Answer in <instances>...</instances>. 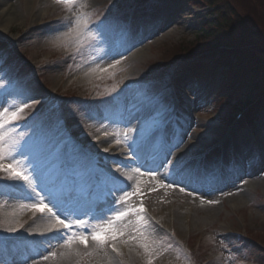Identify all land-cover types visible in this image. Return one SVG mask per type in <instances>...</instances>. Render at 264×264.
I'll return each instance as SVG.
<instances>
[{
    "label": "rangeland",
    "instance_id": "1",
    "mask_svg": "<svg viewBox=\"0 0 264 264\" xmlns=\"http://www.w3.org/2000/svg\"><path fill=\"white\" fill-rule=\"evenodd\" d=\"M1 1L3 0H0V5ZM26 1L33 5L32 9L27 10ZM103 1L85 0L88 7L84 11L90 13V23L94 21V17L100 16L97 7L107 9L112 4L110 0H105L107 1L105 7ZM231 1L239 8L241 15H237L236 12L231 13V10L227 9L225 14L229 23L218 27L215 31L217 32L221 28L220 32L232 24L228 30L235 40L246 39L249 42H258L256 35L246 33L237 22H244L249 27L251 24L257 32L261 33L258 27L264 29V20L253 9L249 0ZM11 2L14 5L8 11L1 12L2 7L0 6V39L4 40L6 45L14 41L16 52H24L27 55L22 67L27 76L26 78H24L25 76L21 77L19 73V77L13 80L12 85L20 86L22 81L27 82L25 87L22 85L21 88L17 89V93L20 98H24V103H31V101L37 103L32 104L24 111V118L20 121L24 122L31 108H33L32 111L37 108L43 110L40 122L31 125L27 131L22 129L17 131L25 134L24 139L21 141L22 150L26 146H31L34 158L40 162L42 175H38L37 180L41 182V186L44 182H56V164L52 162L58 154L64 160H67L71 154L77 167L85 168L89 163L91 151H94L95 154L101 153L100 146L96 144V140L92 141L93 138L100 140L107 137L111 142L117 141L115 133L119 131L122 135L124 130L119 128V124L115 125L114 122H118L119 118L117 117L122 114L128 105L133 104L136 107V104H139L149 109V113L134 124L136 128L130 133L132 139L136 135H138L137 138L140 137L150 127H156L160 115L165 114L170 107L166 96L170 95L172 97L173 93L169 89L170 86H167L161 94L163 97L161 100L163 102L162 107L159 108L161 103L154 104V96L150 95L152 92L140 90L146 80L147 72H149L144 65L158 58L157 50L164 44L178 43L180 40H192L202 23L213 17V8L219 18L223 16V12H218L219 8L215 6L216 3L212 4L213 7H209L206 4L195 6L192 0L169 1L168 6L161 11L159 19L155 21L157 26L148 30L140 40L131 46L118 50L116 47L121 44L122 39L115 44L112 41L114 39L116 41L118 34L106 32L99 40H103L104 43L108 41L106 45L109 50L99 53L97 58L87 62L82 57L83 54L88 53L87 51L83 52L84 43L77 42L74 36L65 35L71 27L68 20L64 19L62 15L61 19L64 22L66 21L65 25L54 22L59 19L54 16V10L56 9V13L64 10L62 5L54 3V0H11ZM259 2L260 7H263L264 0ZM178 7L180 12L169 10L170 8L176 10ZM41 11L44 13H41ZM6 12L7 16L3 15ZM66 17H71V13H67ZM5 18L11 19V31L4 28ZM48 22L55 24L57 27L48 25ZM95 28L96 24L94 25ZM32 29L34 30L29 36L31 38L27 37L23 41H18L22 35ZM90 29L94 30L93 28ZM120 35H124V32L120 31ZM261 35L264 34L261 33ZM90 41L91 39H88L85 45ZM79 44L80 46H78ZM7 48L8 46L2 47L4 53H6ZM240 52H245L241 53L240 58L249 57L251 53L260 55L257 46L240 50ZM62 53L70 56H64ZM81 54V57H77ZM116 61H119V64H116ZM113 65L114 67H110ZM206 70H208V75L212 76L210 68ZM3 72L8 78L10 77L8 66L4 68ZM217 72L219 74L215 76L212 83L193 79L189 72L186 74L181 72L174 79V86L181 90L180 95L183 103L180 116L176 117L179 120L178 128L182 129L184 121L188 123L189 117L195 121V126L189 124L188 132L183 135V143L185 144H192L191 142H193L196 145H202L213 142L211 137L216 136L218 138L226 132L225 125L221 124L217 113L213 111V108L214 110L217 108V104L212 101V95L219 88V78L221 76V71L217 70ZM33 82L36 85H32ZM114 86L116 88V93L113 94L114 100H111L108 105L114 109L116 108V114L112 116L107 114L106 105L102 109L103 113L98 116L99 118L96 117L94 113L96 115L98 113L95 109H92L87 99L98 98L105 91L107 92V89ZM119 87L120 92L118 93ZM60 92L67 93V97H74L56 101V97L64 96ZM53 96H55L54 100H50ZM7 99L10 102L13 100L19 101L13 94ZM42 99L43 101L46 100L44 104H40ZM47 105L50 107L58 106L59 110L56 113H50L46 110L49 108ZM261 118H263V115L259 117L260 120ZM21 124L17 123L16 127H20ZM65 129L71 131V133L60 138V133ZM257 129L258 127L255 130L257 131ZM105 133L108 135H105ZM245 137V134L235 135L233 139L246 142ZM65 138L70 139L71 143L61 152L60 145ZM257 139L260 140L258 134ZM72 143L76 146H73ZM79 143L84 145V150L77 146ZM261 144L264 149V141ZM178 148H175L177 153L167 159L172 160L173 165H168L167 160L165 161L163 166L165 172L171 173L184 162L187 154L186 150H179ZM83 153H87V156L83 161H80L79 158L84 156ZM2 176L3 174L0 173V184H4L3 187H0V222L3 223L4 227L23 224L24 228L20 229L18 233H7L4 231V227H0V238L14 234L32 236L30 233L35 234L38 231L31 225L38 212L34 213L27 205L33 201L28 202L23 207L14 206V203H11L14 193L12 191L13 185L11 182L3 180ZM247 178L246 182L242 181V178L240 179L243 183H240V180L237 181L236 189L243 187L245 190L235 199H229L225 195L224 191L229 189H221L223 190L221 191L220 188H217L213 191L214 188L212 189L209 184L204 182L194 184L190 191L183 189L176 194L166 188L167 180L165 176L159 178L152 193L140 191L143 195L132 196L128 206H136L142 202L146 209L144 215L150 222L145 231V236L152 242L151 246L155 250V258L152 260V264H181L184 256L183 248L187 245V241L189 247L192 248L200 241V245L206 249L203 252L205 258L210 256L208 254L213 255V253H216L219 260L214 264H252L250 258L240 257V255L237 257V263L236 257L233 255L235 244L232 242V233L243 231L247 227L256 230L257 238L263 240L261 244L264 245V234L261 233L264 232V176L256 173L253 176H247ZM200 192H209L205 197L212 194L217 195L215 201H219V203L215 204L219 213L213 214L214 216L210 219H204L206 218L203 215L204 211H201V208L197 205L198 203H196L200 200V197H204ZM120 195H122V192L115 193L116 198ZM192 209L196 210L197 213ZM185 215L188 216L187 219H185ZM131 217L128 219L131 220ZM155 223L158 224V227ZM135 227L132 223L128 224L125 227L124 235L118 237L115 241L122 253L121 255L111 252L107 245L103 247L111 253L115 264H148V257L141 247L142 238L133 230ZM162 228L165 229V232ZM133 236L136 239H132ZM111 243L112 241L109 240L108 244ZM80 247L84 250L88 249L82 244ZM101 250L100 247L97 254ZM95 254L96 251L89 256L82 255L75 264H106L95 257ZM0 262H3L1 258ZM45 263L39 261L36 264Z\"/></svg>",
    "mask_w": 264,
    "mask_h": 264
},
{
    "label": "snow or ice",
    "instance_id": "2",
    "mask_svg": "<svg viewBox=\"0 0 264 264\" xmlns=\"http://www.w3.org/2000/svg\"><path fill=\"white\" fill-rule=\"evenodd\" d=\"M54 3L62 5L66 12L71 13V17H64L71 25L68 33L65 34L66 36H74L79 43H83L85 39L97 38L96 34L89 28L90 13L84 11L88 7L85 0H54ZM116 64H119V61H116ZM110 67H114V65ZM5 87L7 85L0 81V88ZM111 91H116L115 86ZM35 103L37 102L24 103L23 100H13L8 106L0 105V173L3 174L2 179L22 182L20 186L29 190L24 198L33 201L27 207L31 208L34 213H47L46 218L49 221V226L45 231L52 234L51 238L62 241V246L68 252L72 251L73 245L76 243L87 247L88 240L91 239L101 248L107 245L117 255H121L122 253L115 241L118 237L124 235L121 226L127 227L128 224L133 223L128 218L135 216L136 227L133 230L142 238L141 247L148 257V264H152V260L155 258V250L151 246L152 242L145 236V231L150 223L144 215L146 209L142 202L136 206H128L132 196L143 195L140 192L139 185H137L135 192L123 191L122 195L116 198L115 193L121 192L125 185L116 177L112 170L101 169L99 163L87 168H78L71 154L67 160L62 159L58 154L52 162L56 164V182H44L43 186H41V182L37 180V176L42 175L40 162L34 158L31 146H26L22 150L21 141L24 139L25 134L23 132L18 133L14 123L22 120L24 118V109ZM132 131L133 129H127L122 135L117 131L115 133L117 143L128 144L132 139L130 135ZM105 135L108 134L105 133ZM70 143V139H63L60 145L61 152ZM128 147L129 156L136 153L138 158L139 144L133 141ZM104 151L107 152L108 149H104ZM83 155L87 156V153H83ZM132 162L135 163L136 159L134 158ZM166 163L173 165L172 160H167ZM115 172L121 173L130 181L133 179L134 174L141 173V169L133 167L130 171H125L117 167ZM150 174L155 176L154 172ZM189 179L197 183L204 182L198 177L190 176ZM97 187L104 190L106 199L108 197L112 198L113 206L102 210L99 213L100 218L95 224H92L89 220L77 218L78 208L81 200L86 196H90ZM207 202L209 204L219 203V201L215 200ZM109 212L111 215H107ZM0 227H4L2 222H0ZM23 228V224H18L4 227V231L7 233H18ZM131 238L136 239L135 236ZM109 240L112 241L110 245L108 244ZM64 254L61 253V255ZM56 256L57 253L55 251H50L48 255L42 256V259L48 260L49 257L55 258ZM0 264H3V262H0ZM33 264H36V262H33Z\"/></svg>",
    "mask_w": 264,
    "mask_h": 264
},
{
    "label": "bare ground",
    "instance_id": "3",
    "mask_svg": "<svg viewBox=\"0 0 264 264\" xmlns=\"http://www.w3.org/2000/svg\"><path fill=\"white\" fill-rule=\"evenodd\" d=\"M13 5L14 4L11 2V0L1 1V5H0L2 7L1 12L2 11H8L11 7H13ZM25 6H26L27 10L33 8V5L29 1H26ZM41 13H44V12L41 11ZM3 15L7 16V12ZM5 20H6L5 21V29L9 27V23H10V27H11V19L5 18ZM144 112H145L144 110L137 111L136 108L127 106L123 110L122 114L117 117V118H119L118 122H114V123H115V125L119 124V128L123 129L124 131L127 129H133V131H134L136 126H134L133 122H135V123L138 122L139 118L141 119V117L145 114ZM190 122L191 121H189V119H188V123H190ZM193 122H195V121L193 120ZM186 124H184V126L182 127L181 130L177 129L178 135L175 134L176 129L172 128L169 130V132H168L169 138L167 140V145L162 146L163 151L158 158L153 159L152 158L153 155H151L149 157V159L147 160V162H143V160H141V161H139L138 164L133 163L129 159L121 162L120 159L116 156L119 153L121 155H123L125 153L126 147L129 149L128 145L132 144L131 140L128 142V144H125V143H117V141L110 143V140H108L109 138L107 139V137H104L103 139H100V140L98 139L96 141V144H98L100 146L99 148H100L101 153L106 154L105 158L103 156L101 158H98L99 165L101 166L100 168L101 169L107 168L110 170H114V174L116 175V177L124 183L125 186L123 187V189L126 191L135 190L137 185H139L140 191H146L147 193H152L154 191L156 184L158 183L159 178H161L162 176H165V178H166V173H165L164 169L162 168L165 160L168 159L169 157L173 156L175 153H177L175 151H177L176 149L178 147H179L178 148L179 150H182V149L188 147L187 143L186 144L183 143V140L181 139V138H183V135L186 134L189 130L188 129L189 125L188 124L186 125ZM173 130H174V133H173ZM175 136L177 138H175ZM152 143H153V138L149 137L145 140L144 147L147 148ZM109 144H110V147H109ZM222 144L230 145V142L228 140H224L222 142ZM237 148L239 149V153L242 156L243 154L241 151L244 152V149H242L240 144H237ZM104 149H108V151L105 152ZM140 150H141V146H140ZM169 152L171 154L166 155V153H169ZM133 154L135 155V153H133ZM84 158H85V156H81L79 159H80V161H83ZM192 164L193 163L190 162L186 166L182 167L179 171H177L174 175L170 176L168 178L166 188L168 190H171L174 193L178 194L179 190L182 188H184L186 190H191L193 188L195 182L192 179H189L190 176L191 177H198L204 182H207V180L217 177V175L210 173L208 171H202L200 174H198L197 170L188 169L189 165H192ZM117 167H120V168L124 169L125 171H130V169L133 167H139L141 169V173L140 174H134L133 179L129 181L121 173L115 172V169ZM241 169L242 170L240 172V176H242V174L244 175L245 173H247V174L253 173V170H246L243 168H241ZM153 172L155 173V176L150 174ZM237 176L238 175L235 173L227 172L224 175L219 176L220 181H217V182L215 181L212 184L218 188H226L227 189V187H229V190L225 191L226 196L229 199H235L241 195L240 191L235 189L234 181L237 180L238 178H240ZM124 179H126V180H124ZM205 196L206 195H204V197H200V200L197 201L196 203H198L197 205H198V207L201 208V211H204L203 215H204V217H206L204 219H210V217L214 216L215 214H218L219 212H218V208H217L215 203L209 204L207 201L216 200L217 195L212 194V195H209L208 197H205ZM24 197L25 196H23V197L16 196V197H13V199H14V201H24L25 203L30 202L29 200L25 199ZM102 197H104V196H102ZM104 202H106V199L103 200V203ZM194 212L197 213L196 210ZM184 217H185V219H187L188 216L185 215ZM131 221L133 222L132 224L134 226H136L135 225V216L131 217ZM43 224H49V221L47 220V218L44 221H42V225ZM32 226L33 227L40 226L39 221L33 222ZM121 230L124 232L125 227L121 226ZM51 241H52V238L50 237L45 243L50 244ZM97 248L98 247L96 245H93L91 247V249H93L94 251ZM52 251H55L57 253V256L55 258L49 257L48 262L45 264H48V263L49 264H75L76 261L81 257V255L83 253V250L78 247V243L73 245V249L71 252H68V250L62 246V243L60 244L59 248L54 249ZM97 251H96V254L94 256L99 258L100 261H104L106 264H115L112 260V255L109 251L101 250V251H99L98 254H97ZM61 253H65V254L61 255ZM31 256L34 257L35 253H31ZM42 260L43 259H34L32 261V263L33 262L37 263V262L42 261ZM16 261L22 262L23 259L20 257H17Z\"/></svg>",
    "mask_w": 264,
    "mask_h": 264
},
{
    "label": "trees",
    "instance_id": "4",
    "mask_svg": "<svg viewBox=\"0 0 264 264\" xmlns=\"http://www.w3.org/2000/svg\"><path fill=\"white\" fill-rule=\"evenodd\" d=\"M261 0H249L250 4L252 5L253 9L258 12V13H262L264 12V6L263 7H260V2ZM260 17L264 20V14H261ZM210 29H207V32H203L202 36H204V38L210 36ZM257 32V31H256ZM260 32L264 34V29L262 30L260 28ZM257 34L260 36L261 39L264 40V35H261L260 33L257 32ZM215 47V44L212 43V42H209L208 45L205 47V48H208V49H213ZM200 49H196L194 51H192L191 53L187 54V55H184V56H188V55H191L193 54L195 51H198ZM238 102H241V99H238L237 100ZM237 102V103H238ZM255 256L257 257L258 261H263V259L261 257H259V251L256 252ZM264 263V261H263Z\"/></svg>",
    "mask_w": 264,
    "mask_h": 264
}]
</instances>
